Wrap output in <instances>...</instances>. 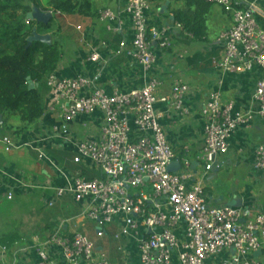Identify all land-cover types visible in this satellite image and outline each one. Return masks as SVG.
Listing matches in <instances>:
<instances>
[{
	"label": "built area",
	"instance_id": "1",
	"mask_svg": "<svg viewBox=\"0 0 264 264\" xmlns=\"http://www.w3.org/2000/svg\"><path fill=\"white\" fill-rule=\"evenodd\" d=\"M208 1L233 15L231 27L221 34L222 49L213 61L215 67L223 73L252 71L255 67L263 71L252 95L254 108L238 111L233 102H223L222 91H212L202 111L203 146L193 158L191 148L185 147L187 157L182 161L167 139L156 105L173 101L188 114L183 107L187 85L177 81L171 96L159 98L162 82L157 77L139 89L108 93L88 76L53 72L48 78L46 108L64 119L54 132L69 142L74 121L103 115L99 133L79 140L74 157L75 163L88 162L100 176L90 178L81 170L69 174L32 142L15 144L8 137L2 142L7 152L24 146L38 151L40 159L65 181L54 189L51 198H43L44 204L53 207L57 199L70 195L83 207L80 218L96 225V237L78 230L64 232V222H59L45 240L35 237L36 244L19 252L34 250L37 264H120L97 248L108 236V228L117 225L114 240L134 239L140 264H264L255 256L264 248V214L231 205L211 206L202 181H194L197 168L201 167L203 179L216 166L218 157L230 151L232 136L239 127L250 128L255 116L264 122V30L256 10L241 6L237 0ZM149 10L148 0H126L118 10L108 8L99 14V20L112 32L121 31L124 21H130L131 42L122 40L117 53L129 51L146 71L156 62L152 44L161 48L172 45L167 28L150 26ZM77 30L90 49L88 60L101 62L100 48L91 43L81 26ZM100 45L107 47L106 42ZM174 161L181 168L170 172L168 167ZM254 166L264 172V144L256 148ZM6 196L13 200L14 193L8 191ZM7 255L8 248L0 243V264H7ZM13 261L16 264V256Z\"/></svg>",
	"mask_w": 264,
	"mask_h": 264
},
{
	"label": "crops",
	"instance_id": "2",
	"mask_svg": "<svg viewBox=\"0 0 264 264\" xmlns=\"http://www.w3.org/2000/svg\"><path fill=\"white\" fill-rule=\"evenodd\" d=\"M91 1V15L104 9L118 10L126 0H120L114 4V0ZM241 6L253 7L256 17L264 30V0H237ZM148 19L150 26L167 28L172 45L171 49L161 48L156 43L152 44L156 62L152 68L146 71L137 63L129 51L118 54L119 41L131 42L132 29L128 20L124 21L119 32H112L99 20V16H85L80 14H62L67 23H72L75 29L68 31L62 29L63 55L58 65L57 72L60 76L85 75L96 80V85L104 88L108 93L115 90L128 92L143 87L149 79L157 77L162 82V88L158 97L171 96L173 87L177 81H181L189 87L184 95L183 107L189 112L183 114L176 108L173 101L156 105L157 112L161 115V125L167 139L180 160L187 157L185 147H190L191 158L197 153L204 143L205 120L202 115L203 108L209 95L214 90L222 91L224 103L233 102L238 111H249L254 108L252 95L256 83L263 71L255 67L252 71L241 73H223L217 69L214 63L203 67L204 61L200 55L218 53L222 49L221 34L232 25L233 15L218 4L208 7L195 5L191 0H159L150 2ZM113 4L115 6H113ZM113 6V7H112ZM166 6V9L163 7ZM203 10V12L201 11ZM184 11L194 19V13L202 12L205 20L197 34H193L185 28L184 23H173L174 14ZM180 24V27L177 26ZM194 24V22H193ZM82 27L91 43L100 48L102 61L93 63L88 60L89 48L81 41H77L80 32L77 27ZM74 30V31H73ZM78 35V36H77ZM120 40H117L116 37ZM81 42V43H80ZM101 42H106L107 47H102ZM178 48V52L174 51ZM170 50V51H169ZM190 73V74H189ZM48 96L44 115L39 122L26 134L17 137L13 130L4 127L3 116L0 115V210L7 207L11 210L24 207L28 204V197L33 195L40 200L42 211H38L39 204L31 202L23 208V216H7L6 221L0 219V236L10 234L21 235V240L8 248L7 264H37V254L34 250L25 253L19 252L24 247L36 244L35 237L45 240L52 234L59 222H64L63 231L78 230L91 238L96 237V225L80 218L83 207L73 202L70 195L57 199L53 207L42 205L43 198L52 197L54 189L64 184V178L45 160L40 159L38 151L24 146L10 152L5 150L3 138H10L15 144L25 145L32 142L34 147L42 149L65 172L73 174L81 170L87 177L100 176L99 171L88 162L75 163V144L90 134L99 133V125L103 123V115L98 114L94 118L81 117L74 121L70 127V141H66L54 132L56 125L64 119L57 112L47 110ZM18 125L17 120H9L8 124ZM259 144H264V122L255 116L250 128L239 127L232 136L230 151L217 159L216 166L202 179L199 172L194 181H202L204 193L211 206L231 205L252 210L255 213L264 214V172L254 166L255 151ZM57 154V155H56ZM247 169L241 172L239 184L233 187L221 189L218 173L227 166H242ZM195 170V168H194ZM217 180L216 184L215 181ZM13 192V200H7V192ZM36 220L32 219L34 213ZM38 221V227L32 224ZM41 225L47 226L45 231ZM117 225L109 227L108 236L98 242V250L106 253L112 262L120 264H140L136 241L134 239L114 240ZM42 228V229H41ZM41 229V230H40ZM31 233V235H30ZM27 235H30L27 237ZM122 245V250H118ZM255 256L264 262V248L256 252Z\"/></svg>",
	"mask_w": 264,
	"mask_h": 264
},
{
	"label": "trees",
	"instance_id": "3",
	"mask_svg": "<svg viewBox=\"0 0 264 264\" xmlns=\"http://www.w3.org/2000/svg\"><path fill=\"white\" fill-rule=\"evenodd\" d=\"M191 1L201 8L215 4L208 0ZM33 4L42 11L53 14L93 17L100 14L97 11L91 15L90 0H0V115L6 124L3 126L7 130H13L17 137L30 131L44 115L46 97L50 93L48 78L58 68L63 55L60 39L62 28L54 30V18L47 24L28 21L27 14ZM201 11L203 12L202 9ZM201 11L194 13L193 21L192 16L178 11L174 14L173 23H184L189 32L197 34L196 26L201 29L205 22ZM34 29L40 34H51L52 43L33 41L29 45L28 38ZM116 39L120 40L118 36ZM218 56V53H209L202 54L199 58L205 62L203 67H207ZM30 81L35 83L33 88H30ZM9 120H17L19 124L7 125ZM20 240L19 234L0 236L1 245L7 248Z\"/></svg>",
	"mask_w": 264,
	"mask_h": 264
},
{
	"label": "rangeland",
	"instance_id": "4",
	"mask_svg": "<svg viewBox=\"0 0 264 264\" xmlns=\"http://www.w3.org/2000/svg\"><path fill=\"white\" fill-rule=\"evenodd\" d=\"M95 1V0H94ZM99 3L101 2V0H97ZM117 2H119V4H120V0H116ZM115 0H114V4H118L117 2H116ZM26 2V1H25ZM107 2H109V0H107ZM113 4V6H115ZM112 6V7H113ZM54 15V20H55V25H54V30H57V28L58 27H61L62 29H66L67 28V30L66 31H68L70 28H72V29H75L73 26H72V23H67L66 21H65V18L63 17V15L62 14H53ZM70 27V28H69ZM74 31V30H73ZM79 31V30H78ZM80 32V31H79ZM78 36V35H77ZM61 39V41H62V37L60 38ZM77 39V41L79 40V41H81V42H83L82 41V33L80 32V35L76 38ZM80 42V43H81ZM178 48H175L174 49V51H177L178 52ZM190 74V73H189ZM191 158V157H190ZM184 159H182V161H183ZM200 169H201V167H200ZM246 168L244 167V164L242 165V166H227V165H225L224 167H223V169L218 173V179L220 180V185H221V189L223 188V187H233L234 186V184H239L240 183V181H241V179H242V177H241V175H240V173L241 172H246ZM216 182H217V180L215 181V184H216ZM33 192L35 193V191H34V189L32 190V193H31V197H28V198H26L25 200H27V202H28V204H25L24 205V207L26 206V205H29L31 202H37L38 204H39V206H38V208H39V210L38 211H42V207H41V203H40V200L38 201L37 200V197L38 196H35V194L33 195ZM42 205L44 206V202H42ZM24 207H21V208H18V209H14V210H11V209H8L7 207H3L1 210H0V219L2 220V221H6L7 220V216H5L4 214L5 213H7L8 215H9V217L11 216V215H17L18 214V217H21V216H23V208ZM36 215H41L40 213H37V212H35L34 213V216L32 217V219H34L35 220V218H36V220L38 219L37 217H36ZM33 226H34V228H37L39 225H38V221L35 223V224H32ZM0 226L2 227V225H1V222H0ZM41 227L46 231L47 230V226H45V225H41ZM41 228V229H42ZM40 229V230H41ZM30 235H31V233H30ZM30 235H27V237H29Z\"/></svg>",
	"mask_w": 264,
	"mask_h": 264
},
{
	"label": "water",
	"instance_id": "5",
	"mask_svg": "<svg viewBox=\"0 0 264 264\" xmlns=\"http://www.w3.org/2000/svg\"><path fill=\"white\" fill-rule=\"evenodd\" d=\"M163 9H166V6H164ZM52 18H53L52 12L42 11L34 4L32 5L31 11L27 14L28 21L33 20V21H36L37 23L47 24L48 22L51 21ZM28 41H29V45L33 41H39V42L51 44L52 36L51 34H40L37 32L36 29H34L32 35L28 38ZM29 85H30V88H33L35 86V83L33 81H30ZM196 165L197 163H195L194 166ZM180 168H181L180 163L178 161H174L171 165H169L168 170L170 172H177L180 170Z\"/></svg>",
	"mask_w": 264,
	"mask_h": 264
}]
</instances>
